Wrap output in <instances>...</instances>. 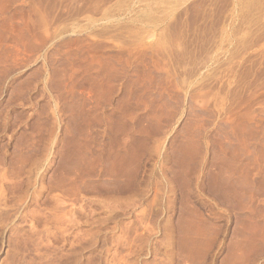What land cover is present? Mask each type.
<instances>
[{
    "label": "rangeland",
    "instance_id": "obj_1",
    "mask_svg": "<svg viewBox=\"0 0 264 264\" xmlns=\"http://www.w3.org/2000/svg\"><path fill=\"white\" fill-rule=\"evenodd\" d=\"M0 264H264V0H0Z\"/></svg>",
    "mask_w": 264,
    "mask_h": 264
}]
</instances>
